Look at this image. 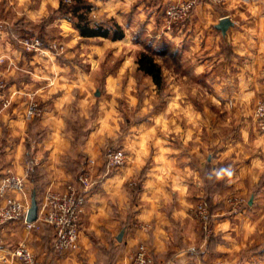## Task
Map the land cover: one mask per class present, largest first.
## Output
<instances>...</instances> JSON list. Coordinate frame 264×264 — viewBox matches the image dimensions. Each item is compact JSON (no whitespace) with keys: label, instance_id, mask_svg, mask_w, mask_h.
I'll use <instances>...</instances> for the list:
<instances>
[{"label":"crops","instance_id":"crops-1","mask_svg":"<svg viewBox=\"0 0 264 264\" xmlns=\"http://www.w3.org/2000/svg\"><path fill=\"white\" fill-rule=\"evenodd\" d=\"M90 1L102 12L114 14L119 24H124L128 13L134 23L141 20L150 26L159 5L178 0ZM247 1L201 0L194 5L196 20L184 28L194 30L186 36L185 46L196 48L186 53L185 63L191 66L182 67L181 75L201 74L212 91V102L227 104L230 97L233 105L248 111L256 95L264 93V0ZM223 16L232 21L225 34L215 27ZM164 33L174 37L168 30ZM47 63L53 66L49 59ZM48 84L44 79L13 81L2 90L10 103L0 111V176L6 169L22 177L28 169L42 170L46 187L63 189L65 172L54 163V155L67 139L60 127L63 101L52 97ZM29 96L40 104L36 116L41 117L36 122L27 118V104L23 107L21 101ZM189 104L196 105L191 100ZM192 109L178 117L162 116L160 130L159 125L157 130L156 126L154 131L147 130L144 147L134 149L138 152L134 160H142L145 152L149 165L98 170L95 184L85 192L77 249L56 253L51 246L52 228L39 217V226L31 229L15 220L0 226V264H20L11 258V249L19 241L30 247L41 264H127L141 242L158 264H264V132L255 127L251 114L242 112L232 116L226 128L214 127L207 141L200 131L204 115ZM49 121L53 126L46 128ZM139 134L134 137L138 142ZM28 135L35 137L33 144L27 141ZM30 146L34 154H46L41 159L37 155V165L24 162ZM143 167L141 190L133 195L126 187ZM235 196L243 197L244 203L235 207L229 201ZM3 200L0 196V203ZM198 203H205L211 213L210 234L194 214Z\"/></svg>","mask_w":264,"mask_h":264},{"label":"rangeland","instance_id":"rangeland-1","mask_svg":"<svg viewBox=\"0 0 264 264\" xmlns=\"http://www.w3.org/2000/svg\"><path fill=\"white\" fill-rule=\"evenodd\" d=\"M86 1L92 5L89 12L92 21L107 25L116 21L114 14H106L96 8L92 1ZM199 1L201 0L191 3L188 17L183 23L170 28L164 25V13L170 4L177 1H166L159 5L154 10V21L150 26L143 24L141 20L134 23L127 13L122 20L124 24H121L124 37L112 40L109 37L80 35L72 21L67 18L70 15L57 10L60 0H0L2 90L9 82L44 79L46 84L49 82L47 91L54 94L52 97L62 99H59L63 101V121L60 127H63L67 139L61 145L60 153L54 155V163L60 165L65 172L63 182L74 181L81 170L89 168L92 173L91 185L95 184L98 170L103 166L108 167L104 154L109 148L122 149L125 152L126 159L122 165H149L145 152L141 155L142 160H134L138 154L134 149L144 147L146 137L143 136L149 128L156 126L154 129L157 130L159 125L158 129H161L164 124L162 116L178 117L186 109V112L192 108L199 109L204 115L200 131L207 141L210 140L209 136L214 127L219 125L226 128L228 123L233 122L232 116L236 113L246 112L253 118L255 103L264 93L256 95L247 111L245 107L233 105L228 95H224L225 98L229 97L227 104L212 102V91L203 82L204 76L201 74L197 77L188 75L185 78L181 75L183 68L190 65L185 63L189 59L186 53L194 52L196 48L195 45L185 46L186 36L193 35L194 30L191 27L186 31L184 27L188 22L196 20L193 8ZM222 2L224 0L217 1L219 4ZM222 11L232 12L224 8ZM246 11L253 13V10ZM245 17L248 18V14ZM167 30L169 35L173 34V38L164 33ZM257 30L260 31V28ZM252 32L255 33L254 30ZM31 42L36 47L30 46ZM197 44H201L199 40ZM141 51L151 54L160 65L163 74L161 87H157L150 76L138 69L136 59ZM48 59L53 62L52 67L47 63ZM35 70L39 72L37 76L32 75ZM42 74L46 76L43 77ZM181 99L183 100L179 102ZM185 99L196 105L191 106L189 102L185 105ZM21 101L23 107L27 104L25 115L31 102H36L40 108L38 100L33 96ZM40 117L41 115L34 114L27 118L36 122ZM52 126L50 121L46 124V128ZM136 134L141 137L139 142L134 138ZM30 138L31 135H28L27 141L33 144L31 140L35 137ZM27 148L29 150L24 154L26 164L37 165V155L40 159L46 158V154L31 152L35 151L32 146ZM144 173L145 167L136 172L133 182L128 183L126 188L133 195L140 192ZM25 176L27 205L30 204L32 190H35L39 204L44 191L49 188L43 183L47 179L45 173L42 170L28 169Z\"/></svg>","mask_w":264,"mask_h":264},{"label":"built area","instance_id":"built-area-1","mask_svg":"<svg viewBox=\"0 0 264 264\" xmlns=\"http://www.w3.org/2000/svg\"><path fill=\"white\" fill-rule=\"evenodd\" d=\"M194 0H178L170 4L164 13V25L166 28L183 23L188 17V11ZM214 2L220 0H211ZM30 46L36 47L34 42ZM3 87L0 78V111L6 108L10 100L1 93ZM40 108L36 102L27 106L26 116L31 117L38 113ZM253 123L255 127L264 132V95L255 103L253 110ZM105 164L108 167L122 166L126 154L122 149L109 148L104 154ZM93 163V160H91ZM90 166V165H89ZM91 171L89 168L81 170L74 181L67 182L63 189L47 188L42 196L38 216L36 220L28 222L25 219L28 208L24 177L6 169L0 176V196L4 199L0 203V226L10 221L22 220L28 229L38 227V217L48 224L53 231L52 247L56 253L73 251L79 246V235L81 217L85 207V192L91 186ZM229 201L238 207L244 203L241 196L230 197ZM194 214L200 221L202 229L210 234L211 214L204 203L195 206ZM11 258L19 261L20 264H41L33 251L23 241H19L11 249ZM127 264H158L149 253L148 247L141 242L131 254Z\"/></svg>","mask_w":264,"mask_h":264},{"label":"trees","instance_id":"trees-1","mask_svg":"<svg viewBox=\"0 0 264 264\" xmlns=\"http://www.w3.org/2000/svg\"><path fill=\"white\" fill-rule=\"evenodd\" d=\"M91 9V3L86 0H69L68 2L60 0L57 8L62 14L70 15L67 18L72 21V24L82 36L109 37L112 40L124 37V29L118 22L113 21L107 25L92 21L89 18ZM136 63L139 70L150 76L157 87H161L163 84L161 67L155 62L151 54L141 51L136 59Z\"/></svg>","mask_w":264,"mask_h":264},{"label":"water","instance_id":"water-1","mask_svg":"<svg viewBox=\"0 0 264 264\" xmlns=\"http://www.w3.org/2000/svg\"><path fill=\"white\" fill-rule=\"evenodd\" d=\"M232 25V21L228 16L221 17L218 22L215 24L216 29H218L222 34H225L228 27ZM98 94V93H96ZM38 216V203L36 199V192L35 190H32L30 195V204L26 211L25 219L28 222H32L36 220ZM123 230H121L118 235L117 239L120 240L122 236Z\"/></svg>","mask_w":264,"mask_h":264}]
</instances>
